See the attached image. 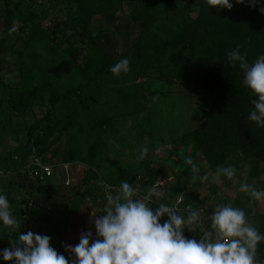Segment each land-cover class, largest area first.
Listing matches in <instances>:
<instances>
[{
	"label": "rangeland",
	"instance_id": "374dc122",
	"mask_svg": "<svg viewBox=\"0 0 264 264\" xmlns=\"http://www.w3.org/2000/svg\"><path fill=\"white\" fill-rule=\"evenodd\" d=\"M4 2L0 0V18ZM8 4L14 11V17L9 25L0 20V62L10 88L13 91L33 88L43 78L51 80L59 93L69 97H74L76 89L83 88L87 110L97 118L106 114L108 121L102 133L106 140L104 157L95 169V185L101 186L99 190L103 191V198L100 199V191L81 187L88 172L82 161L64 162L55 155L54 150L59 144H36L32 138L24 136L25 130L18 136L0 130V159L14 154L18 162L24 160L21 165L26 167L43 164V161L51 166V173L44 177L47 181L42 184L45 188H37L21 180L19 171L10 168V165L5 171L0 164V194L7 197L12 215L21 220L20 232L30 230L48 235L51 246H55L57 241L32 211L36 209L48 215L53 226L69 236L68 206L70 200L79 194L96 203L89 208L80 230V233L92 231L95 238L92 214L100 215L101 206L106 205L103 201H107L108 195L116 194L121 183L110 186L107 177L110 179L117 172L120 180L125 181V171L136 173V179L131 183L136 193L134 197H149V189L173 183L177 176L182 175L184 167L178 164V160L185 157H191L201 168L202 176H208L204 182L196 180L199 184L197 188L191 187L195 182L191 177L184 193L180 194L181 200L177 198L171 204L182 216H187L189 209L200 213L195 230L185 229L192 239L199 240L203 232L210 230V216L217 204L230 203L242 209L255 227L264 221V200H253L238 191L239 182H246L264 192V172L254 178L249 175L250 156L235 150L220 164L235 168L238 183L233 184L224 176L218 180L213 178L216 168L208 166L201 145L192 141L179 145L184 132L196 130L203 122L204 107L199 104L202 92L192 87L186 89L184 83L174 78L159 77L157 80L156 74L143 75L139 68L130 65V71L119 76L111 73L113 65L98 80L90 73L87 65L91 56L87 48L92 36L104 43L102 49L112 57L124 53L136 41V29L133 23L130 24L126 9L116 8L94 14L92 29L89 30L82 12L84 0H9ZM88 83H91L89 87ZM116 92L118 96L112 99ZM137 92L146 95L140 96L138 102L135 99L132 101L130 94ZM124 98L131 101H123ZM90 100L95 101L92 103ZM84 145L86 152L89 145ZM145 146L148 148L147 156L138 159L140 150ZM156 170L154 183H146ZM46 193L57 200L56 206L41 204ZM162 219L166 220L167 216ZM0 230L12 231L2 222ZM78 242L79 238L71 245L75 246Z\"/></svg>",
	"mask_w": 264,
	"mask_h": 264
},
{
	"label": "trees",
	"instance_id": "16d2710c",
	"mask_svg": "<svg viewBox=\"0 0 264 264\" xmlns=\"http://www.w3.org/2000/svg\"><path fill=\"white\" fill-rule=\"evenodd\" d=\"M8 1L4 2L0 20L9 25L14 11ZM230 2L233 3L231 10L209 7L205 0H84L82 12L89 30L92 29L94 14L116 8L127 10L129 22L136 29V41L124 53L113 57L102 49L104 43L92 36L87 48L91 56L87 68L98 80L107 74L108 67L127 58L129 65L139 68L143 75L156 74L157 80L159 77L174 78L184 83L186 89L192 87L202 92L199 104L204 107L203 122L196 130L184 132L179 145L190 141L201 145V152L211 168H216L229 154L240 150L251 157L249 175L254 178L264 172V127H256L247 119L253 110L250 101L254 97L242 85L239 65L233 67L228 63L227 53L241 44L240 53L249 63L264 55V13L259 10L264 7V0H259L255 6H250L247 0L245 3ZM1 70L0 62V130L3 133L13 132L16 136L25 130L24 136L32 138L36 144H59L54 150L59 160L82 161L87 166L88 172L81 187L100 191L101 186L95 185V169L104 157L106 140L102 133L108 124L107 115L97 118L87 110L83 88L76 89L74 97H69L59 93L51 80L43 78L33 88L13 91ZM117 93L111 96L112 99L118 96ZM130 95L132 101L135 99L138 102V98L146 94L137 92ZM84 144L89 145L86 152ZM14 157V154H9L0 159L1 167L6 171L10 165L31 187L45 188L42 184L47 180L28 175L27 169V172H20L25 167L21 165L24 160L18 162ZM178 164L184 167L182 175L177 176L173 183L158 186L161 197L152 196L147 201L149 206L154 208L159 203L171 205L184 193L192 172L184 158L178 160ZM156 174L157 170L146 183L152 185ZM199 175H203L201 168ZM124 176L130 184L136 179V173L125 171ZM120 179L117 172L110 179L106 178L110 186L118 185ZM198 186L196 181L191 185L193 188ZM102 193L100 191L98 199L103 198ZM42 198L44 206L57 205V200L48 193ZM93 204H96L94 200L89 201L79 194L70 200L67 212L69 236L54 227L48 215L36 209L32 213L57 241L53 247L72 259L64 245L74 244L80 238V230ZM103 208L101 206L99 214ZM257 229L264 234L263 220ZM183 234L191 238L185 229ZM17 235L0 230V250L9 247L10 239H15ZM257 259L264 260V241L258 244ZM0 264H14V261H4L0 256Z\"/></svg>",
	"mask_w": 264,
	"mask_h": 264
},
{
	"label": "clouds",
	"instance_id": "9594fccd",
	"mask_svg": "<svg viewBox=\"0 0 264 264\" xmlns=\"http://www.w3.org/2000/svg\"><path fill=\"white\" fill-rule=\"evenodd\" d=\"M205 3L217 9L233 7L230 0H205ZM247 3L255 6L259 0H247ZM259 10L264 13V7ZM241 47L237 44L229 51L227 60L233 67L239 65L242 85L254 97L250 101L253 110L247 119L256 127H264V55L249 63L240 53ZM110 71L115 76L129 72L128 59H121ZM147 153L145 146L138 159H144ZM184 160L190 166L193 181L208 180L207 175H199L200 168L191 157ZM221 176L238 183L236 170L230 165L216 167L213 178L218 180ZM238 191L253 200H264V192L246 182H239ZM135 194L130 183L121 181L118 192L108 195L101 214H92L95 238L92 231L81 232L78 244L64 245L74 259L52 247L48 235L30 230L19 233L21 220L12 215L7 197L0 194V222L12 229L10 233H18L15 239H10L9 247L0 250V256L14 264H264V260L257 259L258 244L264 241V234L247 219L242 209L230 203L217 204L210 216V230L196 240L183 233L184 229L195 230L199 212L189 209L187 216H182L174 205L149 206L150 197H161L158 186L149 189V197L133 199ZM164 216L167 219L161 223Z\"/></svg>",
	"mask_w": 264,
	"mask_h": 264
},
{
	"label": "built area",
	"instance_id": "2783aa9c",
	"mask_svg": "<svg viewBox=\"0 0 264 264\" xmlns=\"http://www.w3.org/2000/svg\"><path fill=\"white\" fill-rule=\"evenodd\" d=\"M16 157V156H15ZM51 166L48 164H42V163H37V164H29L27 167H23L21 169V172H27L28 175L34 176V177H39L40 179L44 180V177H47L51 173ZM27 169V170H26ZM113 187L109 186V189ZM181 198L179 197V201Z\"/></svg>",
	"mask_w": 264,
	"mask_h": 264
}]
</instances>
